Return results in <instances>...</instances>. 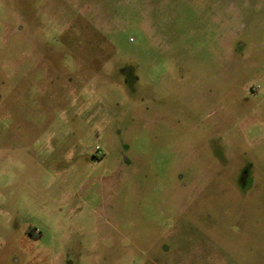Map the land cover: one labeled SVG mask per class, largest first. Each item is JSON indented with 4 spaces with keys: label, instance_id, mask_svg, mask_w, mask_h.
Segmentation results:
<instances>
[{
    "label": "rangeland",
    "instance_id": "obj_1",
    "mask_svg": "<svg viewBox=\"0 0 264 264\" xmlns=\"http://www.w3.org/2000/svg\"><path fill=\"white\" fill-rule=\"evenodd\" d=\"M0 264H264V0H0Z\"/></svg>",
    "mask_w": 264,
    "mask_h": 264
}]
</instances>
